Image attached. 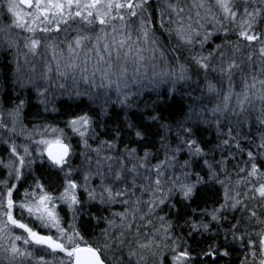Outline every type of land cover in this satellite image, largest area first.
<instances>
[{
	"label": "snow or ice",
	"instance_id": "snow-or-ice-1",
	"mask_svg": "<svg viewBox=\"0 0 264 264\" xmlns=\"http://www.w3.org/2000/svg\"><path fill=\"white\" fill-rule=\"evenodd\" d=\"M0 14V49L13 56L20 93L0 99V264H197L162 213L170 193L187 198L203 179L214 206L194 209L191 229L213 230L201 214L217 235L228 227L224 243L195 253L206 258L199 264L230 256L229 236L244 250L239 264H264V0H0ZM185 88L191 104L175 143L160 136L162 159L120 150V129L97 131L109 108L136 107L144 89L167 104ZM203 98L208 105H197ZM29 107L38 122H25ZM156 113L147 119L170 134ZM194 117L228 146L220 161L205 158ZM184 149L204 176L190 179ZM93 220L104 227L89 236Z\"/></svg>",
	"mask_w": 264,
	"mask_h": 264
},
{
	"label": "trees",
	"instance_id": "trees-1",
	"mask_svg": "<svg viewBox=\"0 0 264 264\" xmlns=\"http://www.w3.org/2000/svg\"><path fill=\"white\" fill-rule=\"evenodd\" d=\"M3 15L0 14V22L3 21ZM11 53H6L4 50L0 49V99L4 98L5 93L10 94L13 99L19 93L17 86L13 83L14 75L12 73V65L13 62L11 61ZM11 66V67H9ZM238 79V77H237ZM166 89L164 86H161L159 89L160 95L163 96ZM144 94L137 97L136 99V107L128 108L124 111L120 110V106L116 105V107L109 108V112L107 116L100 117V123L104 124V127L98 128L97 131L101 134L113 132L116 129H120L122 132L123 140L119 144L120 150H123L124 145H131L135 146L139 149L140 154H143V150L145 148H149L151 150L152 156H156L157 153H160V158H163V148L160 141L161 135H168V140L170 143H175L173 137L175 136V124L177 122H181L184 119L183 113L188 111V107L191 104V100L187 94V91L184 90H177L175 93L168 94V103L165 104L162 101L157 100L156 92L152 91L151 89H144ZM81 100L87 103V97H82L75 101L69 100V103L80 104ZM35 103V101L33 102ZM81 106H84L81 104ZM94 107L99 108V105H94ZM155 110V111H153ZM35 111L33 107H29L25 109L26 115V123H36L38 120L32 115ZM156 112H159L163 122H167L171 127L172 131L170 134L166 133L165 130L159 125L161 121L153 122L147 117L151 114L154 115ZM126 113V114H125ZM110 117V118H109ZM48 118L53 122L57 119L55 114H45L44 117L41 119ZM194 123L196 124V133L195 136L199 139L202 143L205 144L206 148L209 146H214L219 143V137L216 132L215 127L209 126L208 124L201 123L196 118H193ZM128 122H132L136 124L138 127H142L145 131V136L141 138H137L134 135V130L129 131L126 128V124ZM247 131V128H245ZM118 140L120 138H117ZM228 151V146H225V150L223 154H226ZM185 155L180 156L179 159L182 161L185 158L190 157L191 155L187 153V150L184 149ZM217 159L220 157V151L217 150ZM240 157L237 156V160ZM200 158H192V163L194 167L191 169L192 171H201V169H206V166L202 165V161L197 163ZM74 164L80 163V157L76 156L73 159ZM154 162V161H153ZM233 164L236 163L235 160L232 162ZM231 170V166H230ZM203 174V173H202ZM211 183V182H209ZM219 187V186H217ZM200 191L197 192V198H194L192 201V206L203 209L205 207H211L213 200H201L199 199ZM180 197L177 196L175 200L171 203H176L179 207ZM171 203H168L171 206ZM171 209V211H169ZM93 212L96 211L95 208L91 209ZM164 212L169 214L170 218H175L174 220V229L177 235H182L185 237L186 242L192 247L194 252V259L199 264V261L206 260V258L202 256H195V253L199 252L201 248H206L212 240H216L218 244H222L225 242L223 229L228 227L227 222H225L222 226L219 227V235L216 232H205L203 230L193 231L188 226H182V221L186 218V216L195 215L192 213L191 209L185 210L184 208H180V215L176 216V209H172L171 207H164ZM163 212V213H164ZM162 213V214H163ZM104 214V213H101ZM226 216H231L232 213H225ZM238 215V213H237ZM199 218V216H197ZM208 219V217H205ZM84 220H87L88 217H84ZM104 227L103 224L99 226L96 225V221H92V228L87 229V233L89 236H94L96 233L99 232L100 228ZM213 229L217 227L216 223L213 222L212 224ZM189 233L191 235L189 236ZM228 245L231 250V255L228 257H223L222 254L219 259L213 257L211 259L216 260V264H239L240 259H243L244 250L240 247L238 242H234L231 240V237H228Z\"/></svg>",
	"mask_w": 264,
	"mask_h": 264
},
{
	"label": "clouds",
	"instance_id": "clouds-1",
	"mask_svg": "<svg viewBox=\"0 0 264 264\" xmlns=\"http://www.w3.org/2000/svg\"><path fill=\"white\" fill-rule=\"evenodd\" d=\"M249 2H251V0H249ZM191 87L192 88H195V84H192ZM185 90L188 91L187 88H185ZM199 95H200V92L198 90L192 93L193 99L196 96H199ZM196 103H197V105H199V104L208 105L209 101H208L207 98H203L202 100L197 101ZM155 114H158V113H155ZM218 144H216L214 146H209L208 148L205 149L206 154H207L206 157H205L206 159H209L211 161H220L221 156L223 155V151L225 150V146L217 147ZM217 150L220 151V157H219V159H217V155H216ZM192 158L193 157L190 156L187 159H189L190 161H192ZM196 158H199V157H196ZM193 167H194V165L192 163L190 165L189 171L192 172V176L190 177V179L193 180V181L195 180V173L196 172H200L201 173V176H204L205 175V172L207 171V168L206 169H203L202 168L201 171H192L191 169ZM205 184L208 185L207 188L203 187V185H205ZM196 188L200 189L199 199L204 200V201H206V200H212L211 199V193L209 191V189L212 188V185H211V183H209V181L207 179H203L199 183H196L195 188L193 189V192L187 198H185L179 191H173L172 193L169 194L170 195V199L167 202L168 203H171L173 200H175V198L177 196H179L181 198L180 201H179V207L177 206L176 203H171V208L172 209H176V216L177 217L180 215V208H184L185 210L191 209L192 213H194L196 215V213L193 210L194 209H197V208L192 206L193 199L194 198H197ZM213 191H214V189H213ZM213 206H214V203H212V206L210 208H212ZM205 208H209V207H205ZM169 211H171V209ZM225 213H232V210L231 209H227V210H225ZM163 214L169 215L167 212H164ZM188 217L189 216H186V218L182 221V226H188V227L191 228L190 222L188 221ZM205 217H207V216L201 214L198 219H205V220H207L209 222V226L211 228L213 222L210 221V217H208V219H206ZM171 219L173 221L175 220V218H171ZM210 232H216V230L213 229ZM149 264H151V261H149Z\"/></svg>",
	"mask_w": 264,
	"mask_h": 264
},
{
	"label": "rangeland",
	"instance_id": "rangeland-1",
	"mask_svg": "<svg viewBox=\"0 0 264 264\" xmlns=\"http://www.w3.org/2000/svg\"><path fill=\"white\" fill-rule=\"evenodd\" d=\"M222 36H223V33H217V34H215L213 36V38L209 41L207 47L211 48V47H214L216 43H220V37H222ZM11 61L13 62V56H11ZM12 68H14V62H13Z\"/></svg>",
	"mask_w": 264,
	"mask_h": 264
}]
</instances>
